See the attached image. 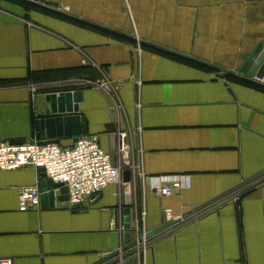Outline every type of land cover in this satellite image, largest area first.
<instances>
[{"label":"crops","instance_id":"0c3cea01","mask_svg":"<svg viewBox=\"0 0 264 264\" xmlns=\"http://www.w3.org/2000/svg\"><path fill=\"white\" fill-rule=\"evenodd\" d=\"M29 1L233 71L264 41V0ZM220 75L0 0V142L34 140L45 97L81 92L86 136L116 165L124 140L136 167L89 205L40 204L27 212L18 210V189L46 178L32 166L0 170V259L97 264L117 251L105 264H264V182L123 258L133 250L124 246L141 232L173 217L193 218L183 217L264 170V91ZM64 134L58 144L69 147L72 138ZM162 180L182 187L157 196L151 186Z\"/></svg>","mask_w":264,"mask_h":264},{"label":"water","instance_id":"95a60500","mask_svg":"<svg viewBox=\"0 0 264 264\" xmlns=\"http://www.w3.org/2000/svg\"><path fill=\"white\" fill-rule=\"evenodd\" d=\"M30 3H34L33 1L25 0ZM35 4V3H34ZM44 9L51 11L55 14L65 16L71 18L79 23L85 24L92 28L104 31L113 36H117L128 41L134 42L139 46H144L156 50L158 52H162L195 64H198L202 67L208 68L218 74L225 76H233L240 79H243L247 82L253 83L260 87L264 88V41L257 44L251 54L248 56L247 60L240 68L239 71H233L226 69L222 66H219L214 63L206 62L195 58L191 55L182 54L170 48L148 42L142 39H138L134 35L127 34L125 32L104 26L102 24H98L96 22H92L87 19L74 17L68 15L60 10H55L49 8L47 6H42ZM45 101L48 104L47 110H45L42 114L37 115V120L34 122V136L33 139L38 145H48V144H58V138L62 136V131L65 133L64 135L72 138V142H76V140L81 136L87 135V125L85 118L81 115L78 110V103L81 101V92L74 93H65L56 95H48L45 97ZM64 115V116H63ZM71 128H73V132H70ZM40 177L45 178L42 169H39ZM264 182V170L259 172L258 174L252 176L249 179L242 181L241 183L233 186L230 189H227L205 203L193 208L192 212L184 215L183 218L187 219L191 215H195L193 218H188L185 222L180 223V221H171L166 224H163L154 230H151L144 234L145 240H150L145 245H148L150 242L155 241L156 239L163 237L167 233L174 231L181 226L195 220L200 215L206 213L213 207L224 203L225 201L233 200L239 198L242 194L254 189ZM40 195V204L41 206L53 208L55 204L60 203L63 204L64 208H69L67 204L68 195L67 189L62 184L53 183L50 179H46L39 184ZM100 196V193L91 196L86 200L87 205L93 199H97ZM126 208L123 210L124 214V228L128 230L130 228V198L126 197ZM177 223H180L177 225ZM177 225V226H176ZM174 227V228H173ZM172 228L169 232H165L166 230ZM141 235L137 240H134L129 245L124 246L122 249L123 252L129 251V254H126L123 258L127 257V255H132L137 252V250H141L142 246H138L142 240ZM118 255L117 251L110 252L108 256L102 259L97 264H105L108 261H111ZM118 260H114L109 264H115Z\"/></svg>","mask_w":264,"mask_h":264},{"label":"built area","instance_id":"2783aa9c","mask_svg":"<svg viewBox=\"0 0 264 264\" xmlns=\"http://www.w3.org/2000/svg\"><path fill=\"white\" fill-rule=\"evenodd\" d=\"M32 166L36 170L42 169L46 179L53 183L62 184L67 189V204L71 207L82 206L88 198L99 194L111 184H119L121 174L126 169H136L131 162V149L124 140L120 142L119 163H112L109 154L104 152L97 139L81 136L69 147L59 144L38 145L34 140L19 143L0 142V170L14 171ZM143 177V174H139ZM182 184L178 180L168 183L160 181L151 186L155 195L168 197L174 195ZM40 191L38 185L22 186L18 189V210L27 212L36 210L40 206ZM167 219L171 217V210H164ZM146 216L142 207L135 219L141 225ZM174 221H182L180 217H173ZM111 229L115 224L110 222ZM119 228L118 230H120ZM142 242L138 246L144 247L147 240L144 233H140ZM0 264H12L8 258L0 259Z\"/></svg>","mask_w":264,"mask_h":264},{"label":"trees","instance_id":"16d2710c","mask_svg":"<svg viewBox=\"0 0 264 264\" xmlns=\"http://www.w3.org/2000/svg\"><path fill=\"white\" fill-rule=\"evenodd\" d=\"M9 1H12V2H14V3L18 4V5H22V6H24L25 8H29V9H32V8L35 9V8H36V9H39V10L43 11V12L46 13V14L54 15V16L60 17V18H62V19H64V20H66V21L74 22V23H77V24H82V23H79V22H77V21H75V20H73V19H71V18H68V17H65V16H61V15L55 14V13H53V12H51V11H48V10L44 9V8L41 7V6L35 5V4L30 3V2H27V1H25V0H9ZM82 25L87 26V25H85V24H82ZM87 27H90V26H87ZM90 28H92V27H90ZM92 29H95V28H92ZM95 30H98V29H95ZM98 31H101V30H98ZM101 32H104V31H101ZM104 33H106V32H104ZM106 34H108V33H106ZM108 35L113 36V35H111V34H108ZM113 37L118 38V39H121V40L128 41V40H126V39H123V38H120V37H117V36H113ZM128 42H130V43H132V44H135L134 42H131V41H128ZM141 48H143V49H145V50H150V51H152V52H157V53H161V54H164V55H168V54H165V53H162V52H158V51L153 50V49L148 48V47L141 46ZM168 56L173 57V58L176 59V60L183 61V62H186V63L192 64V65H195V66H197V67L204 68V69H206V70H208V71L214 72V71H212V70H210V69H208V68L202 67V66H200V65H198V64H195V63H192V62H189V61H186V60H183V59H180V58H177V57L171 56V55H168ZM220 76H222V77L225 78V79L233 80V81H237V82H241V83H244V84H246V85H249L250 87H253V88H256V89H260V90H263V91H264V88H263V87H260V86H258V85L253 84V83H250V82H247V81H245V80H243V79H240V78H237V77H233V76H225V75H220Z\"/></svg>","mask_w":264,"mask_h":264},{"label":"rangeland","instance_id":"374dc122","mask_svg":"<svg viewBox=\"0 0 264 264\" xmlns=\"http://www.w3.org/2000/svg\"><path fill=\"white\" fill-rule=\"evenodd\" d=\"M52 9H60L59 6H50ZM63 9V8H62ZM126 13H128V8H125ZM134 46L138 47V45L133 44Z\"/></svg>","mask_w":264,"mask_h":264}]
</instances>
